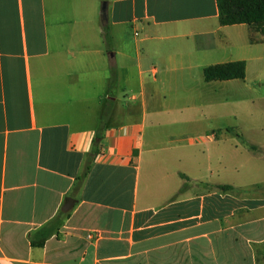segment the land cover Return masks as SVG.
I'll return each mask as SVG.
<instances>
[{
	"label": "crops",
	"instance_id": "0c3cea01",
	"mask_svg": "<svg viewBox=\"0 0 264 264\" xmlns=\"http://www.w3.org/2000/svg\"><path fill=\"white\" fill-rule=\"evenodd\" d=\"M257 34L221 26L216 0H0V264H264V183L203 180L206 159L225 167L208 121L239 81L204 69L247 74Z\"/></svg>",
	"mask_w": 264,
	"mask_h": 264
},
{
	"label": "rangeland",
	"instance_id": "374dc122",
	"mask_svg": "<svg viewBox=\"0 0 264 264\" xmlns=\"http://www.w3.org/2000/svg\"><path fill=\"white\" fill-rule=\"evenodd\" d=\"M260 36L261 34H257V37ZM164 41H162L164 45L170 43L180 45L179 41L181 40ZM155 43L158 42L155 41ZM254 57L255 59L250 62L246 78L235 82V90H224L221 92L225 103L219 114L223 118L208 121L210 126L223 130L219 141L225 144V167L224 165L221 167V164L215 161L206 159L203 162V180H208L212 183L233 184L235 187L242 188H248L252 184L264 183V45L257 47ZM238 135L244 136L245 140L255 145L260 152L259 159L256 161L251 159L248 152L244 150V148L248 149V147L242 143ZM233 144L244 147L240 148L242 149L241 154L233 153L234 149L230 146ZM162 148L160 153H165ZM181 152V150L177 151V153ZM141 168L140 194H143L149 181V173L144 160L141 163ZM168 168H171L173 172L185 170L180 169L178 164ZM179 183L180 181L177 178L176 186Z\"/></svg>",
	"mask_w": 264,
	"mask_h": 264
},
{
	"label": "trees",
	"instance_id": "16d2710c",
	"mask_svg": "<svg viewBox=\"0 0 264 264\" xmlns=\"http://www.w3.org/2000/svg\"><path fill=\"white\" fill-rule=\"evenodd\" d=\"M219 10V22L221 26L233 25H248L254 27L256 32L261 34L264 38V0H216ZM104 40L107 48L112 47V37L108 26L104 27ZM117 70L112 69V78L115 79ZM246 77V62L237 61L225 64H217L204 69V79L206 82L213 81H230V80H244ZM103 134L98 132L95 136L86 168L79 178L77 188L82 186L93 159L100 154V145ZM242 143L245 144L250 150H256L253 145H250L246 140L238 135ZM183 179L185 175L181 174ZM186 185L180 191H183ZM215 189L222 192L238 191L231 185H217ZM67 214H60L50 224V231L44 236L42 242L38 246H43L45 240L52 235L55 228H58Z\"/></svg>",
	"mask_w": 264,
	"mask_h": 264
},
{
	"label": "water",
	"instance_id": "95a60500",
	"mask_svg": "<svg viewBox=\"0 0 264 264\" xmlns=\"http://www.w3.org/2000/svg\"><path fill=\"white\" fill-rule=\"evenodd\" d=\"M103 11H106V5L103 6ZM74 207V199L70 198L68 199V201L66 202V204L64 205V210L66 212L70 211L71 209H73Z\"/></svg>",
	"mask_w": 264,
	"mask_h": 264
},
{
	"label": "built area",
	"instance_id": "2783aa9c",
	"mask_svg": "<svg viewBox=\"0 0 264 264\" xmlns=\"http://www.w3.org/2000/svg\"><path fill=\"white\" fill-rule=\"evenodd\" d=\"M89 237H91V235Z\"/></svg>",
	"mask_w": 264,
	"mask_h": 264
}]
</instances>
